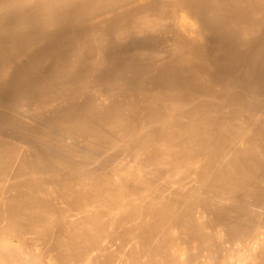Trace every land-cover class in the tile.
Returning <instances> with one entry per match:
<instances>
[{
  "label": "bare ground",
  "instance_id": "1",
  "mask_svg": "<svg viewBox=\"0 0 264 264\" xmlns=\"http://www.w3.org/2000/svg\"><path fill=\"white\" fill-rule=\"evenodd\" d=\"M0 264H264V0H0Z\"/></svg>",
  "mask_w": 264,
  "mask_h": 264
},
{
  "label": "rangeland",
  "instance_id": "2",
  "mask_svg": "<svg viewBox=\"0 0 264 264\" xmlns=\"http://www.w3.org/2000/svg\"><path fill=\"white\" fill-rule=\"evenodd\" d=\"M184 17H186L183 13H182V15L180 16V20H179V24H180V26L182 27V28H186V25L188 24V26L187 27H189V24H190V26H192V29H191V27H189L190 29H191V32H195L194 30V28L197 26H194V23L196 24L197 23V21H195L196 19H191L190 17L189 18H184ZM183 20L185 21V22H183ZM190 20V21H189ZM192 20V21H191ZM190 22V23H189ZM194 22V23H193ZM183 24V25H182ZM184 25H185V27H184ZM194 27V28H193ZM188 28V29H189ZM189 29V30H190ZM4 132L5 133H7V131L6 130H4Z\"/></svg>",
  "mask_w": 264,
  "mask_h": 264
}]
</instances>
